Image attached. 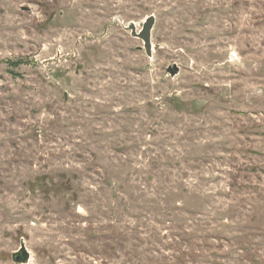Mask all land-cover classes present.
I'll use <instances>...</instances> for the list:
<instances>
[{
    "label": "rangeland",
    "instance_id": "1",
    "mask_svg": "<svg viewBox=\"0 0 264 264\" xmlns=\"http://www.w3.org/2000/svg\"><path fill=\"white\" fill-rule=\"evenodd\" d=\"M0 264H264V0H0Z\"/></svg>",
    "mask_w": 264,
    "mask_h": 264
},
{
    "label": "water",
    "instance_id": "2",
    "mask_svg": "<svg viewBox=\"0 0 264 264\" xmlns=\"http://www.w3.org/2000/svg\"><path fill=\"white\" fill-rule=\"evenodd\" d=\"M155 22V17L151 15H147L145 19L142 22V26L139 31L135 30V26L133 23H130L127 28L131 30V34L135 37L140 38L143 41V48L148 56L152 55V45H151V29L153 27V24ZM178 72V66L173 65L170 68V73L174 75ZM28 258V253L26 249L21 245L20 248L13 252L12 259L15 262H23Z\"/></svg>",
    "mask_w": 264,
    "mask_h": 264
}]
</instances>
